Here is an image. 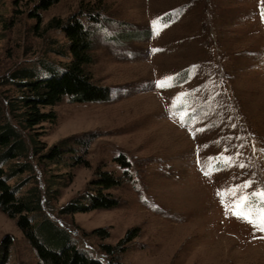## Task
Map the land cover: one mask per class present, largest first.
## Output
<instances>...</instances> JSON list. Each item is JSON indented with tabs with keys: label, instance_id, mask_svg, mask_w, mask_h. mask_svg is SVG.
<instances>
[{
	"label": "rangeland",
	"instance_id": "1",
	"mask_svg": "<svg viewBox=\"0 0 264 264\" xmlns=\"http://www.w3.org/2000/svg\"><path fill=\"white\" fill-rule=\"evenodd\" d=\"M39 3L0 0V101L18 95L13 71L66 62L51 52L65 39L49 24L77 13L93 33L88 72L110 88L108 102L64 98L44 109L54 122L21 132L47 148L87 142L74 145L80 162L65 157L72 166L39 167L28 157L45 216L103 262L264 264V231L226 215L217 195L249 180L248 192L264 188V0H59L44 11ZM89 13L103 22L88 23ZM119 155L129 169L114 161ZM221 156L231 166L213 171L223 165L211 158ZM99 171L122 180L107 191L118 206L61 215ZM2 246L7 264H39L0 211Z\"/></svg>",
	"mask_w": 264,
	"mask_h": 264
},
{
	"label": "trees",
	"instance_id": "2",
	"mask_svg": "<svg viewBox=\"0 0 264 264\" xmlns=\"http://www.w3.org/2000/svg\"><path fill=\"white\" fill-rule=\"evenodd\" d=\"M59 0H40L37 10H47ZM39 19L38 14H33ZM88 23L101 24L100 14L89 13ZM51 29L59 30L65 43L51 52L66 60L54 64L43 60L34 67L13 71L8 82L15 86L18 95L4 105L0 101V211L15 220L28 244L35 251L39 264H116L103 262L76 248L68 233L51 222L42 211L41 191L32 179L33 166L28 161L32 156L39 167L64 164L67 155L74 163L79 158L74 145L86 147L80 138L66 139L49 148L28 134L25 140L22 131L29 133L43 123L55 121V114L45 112L62 99L72 103H105L110 101V88L97 85L88 72L93 63V33L77 13L68 19L52 20ZM13 121L10 122L7 115ZM114 161L122 168L129 169L123 155ZM25 177L21 179L20 177ZM19 179V180H18ZM17 180L16 184L9 182ZM122 180L107 172L99 171L87 191L71 200L62 208L61 215H73L93 210H108L118 206L108 190L121 185ZM31 185L22 192V189ZM55 182L51 183L54 187ZM56 193V192H55ZM7 252L0 247V264H7Z\"/></svg>",
	"mask_w": 264,
	"mask_h": 264
},
{
	"label": "snow or ice",
	"instance_id": "3",
	"mask_svg": "<svg viewBox=\"0 0 264 264\" xmlns=\"http://www.w3.org/2000/svg\"><path fill=\"white\" fill-rule=\"evenodd\" d=\"M261 15L262 18H264V10H262ZM157 86L163 87V82H158ZM179 118L182 121L184 119L182 115ZM211 159L223 165L220 169H216L215 166H213V171L225 170L227 167L231 166L232 163V157L230 156L214 157ZM239 166L244 167L243 164ZM209 174L210 173L205 170V175ZM253 183V181L249 180L241 185H237L235 188L218 191L217 195L221 197V203L225 206L226 215L231 213V215L235 216L237 219L252 224L258 231H264V188L248 192L247 190ZM237 193L239 194L237 195ZM226 197H232L231 201L227 200Z\"/></svg>",
	"mask_w": 264,
	"mask_h": 264
}]
</instances>
